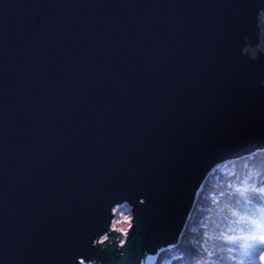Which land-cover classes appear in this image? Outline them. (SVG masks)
Wrapping results in <instances>:
<instances>
[{
  "label": "water",
  "instance_id": "95a60500",
  "mask_svg": "<svg viewBox=\"0 0 264 264\" xmlns=\"http://www.w3.org/2000/svg\"><path fill=\"white\" fill-rule=\"evenodd\" d=\"M263 14L264 0H0V264H64L88 236L93 264L176 246L214 170L264 154V54H245Z\"/></svg>",
  "mask_w": 264,
  "mask_h": 264
},
{
  "label": "trees",
  "instance_id": "16d2710c",
  "mask_svg": "<svg viewBox=\"0 0 264 264\" xmlns=\"http://www.w3.org/2000/svg\"><path fill=\"white\" fill-rule=\"evenodd\" d=\"M257 172H264V154L219 165L198 192L179 243L159 255L155 264H230L228 252L217 250L235 247L237 252L233 255L239 254L244 240L231 244L224 237L241 235L245 224L240 222V216L255 210L252 194H242L237 189L243 190L246 181L253 184L264 180V175L258 177ZM120 219L116 216L115 222ZM205 249L216 254L209 257Z\"/></svg>",
  "mask_w": 264,
  "mask_h": 264
},
{
  "label": "snow or ice",
  "instance_id": "6c2138e0",
  "mask_svg": "<svg viewBox=\"0 0 264 264\" xmlns=\"http://www.w3.org/2000/svg\"><path fill=\"white\" fill-rule=\"evenodd\" d=\"M247 55V50H245ZM261 54H264V41L257 45V51L253 52L249 57L252 60L259 59ZM264 83V82H262ZM256 175L259 177L264 175V172H257ZM259 184V187L257 186ZM237 191H242L244 193H251L255 203V210L252 213L240 216V222L245 224V228L241 229V235H225V240L228 243L235 244L237 241L243 239L244 243L240 245V251L238 255H233L237 252L235 247H229L227 249L220 248L219 252H228V259L230 264H264V181H258L257 183L247 184L245 182V187L243 190L237 189ZM129 195L134 197L140 204H145L146 199H150L146 193L136 188L135 186H130L128 189ZM144 196V199H141ZM233 215L237 213L233 212ZM121 219L116 221L112 228L114 231L123 234L124 239L120 241V247L124 248L129 242L130 230L133 229V217L131 215H124L120 213ZM126 224L127 227H121L118 225ZM233 231V230H229ZM110 239L108 234L99 236L97 234L96 245L101 246L100 251L106 247V241ZM171 247V246H170ZM206 254L211 257L216 253L213 251L204 250ZM96 249L92 244V236H88L82 241L78 242V246L70 250L64 260V264H77V256H80L79 264H93L92 255H95ZM151 257H148V261H151ZM140 264H145V262H140ZM213 264H219L218 261L213 262Z\"/></svg>",
  "mask_w": 264,
  "mask_h": 264
},
{
  "label": "rangeland",
  "instance_id": "374dc122",
  "mask_svg": "<svg viewBox=\"0 0 264 264\" xmlns=\"http://www.w3.org/2000/svg\"><path fill=\"white\" fill-rule=\"evenodd\" d=\"M259 37H260V42L259 44L264 41V14L260 17V21H259ZM245 50H247L248 54L251 56V54L253 52H256L257 51V46L256 47H252L250 45H248ZM264 181V180H262ZM205 183V182H204ZM195 205V204H194ZM120 213H123L124 215H131V211H130V208L128 205H121V206H118L116 209H115V220H116V216H119L120 217ZM132 216V215H131ZM115 223V221H114ZM113 223V224H114ZM118 226H121V227H127L126 224H123V225H118ZM175 247V246H174ZM172 247V248H174ZM171 250V248H168V249H164L162 250L161 252H159V254L157 256H148V257H151V261L149 262L148 261V257L145 261V264H155L157 259H158V256L159 255H162L164 253H167Z\"/></svg>",
  "mask_w": 264,
  "mask_h": 264
}]
</instances>
